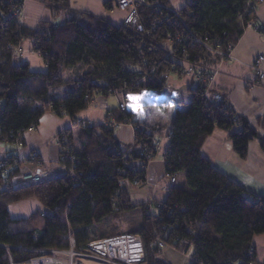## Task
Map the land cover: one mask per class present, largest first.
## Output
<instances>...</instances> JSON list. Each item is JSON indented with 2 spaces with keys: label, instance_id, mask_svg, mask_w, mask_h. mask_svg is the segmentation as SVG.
I'll return each mask as SVG.
<instances>
[{
  "label": "trees",
  "instance_id": "trees-1",
  "mask_svg": "<svg viewBox=\"0 0 264 264\" xmlns=\"http://www.w3.org/2000/svg\"><path fill=\"white\" fill-rule=\"evenodd\" d=\"M42 1L55 18L68 2ZM151 1L162 9L139 8V23L145 29L139 33L126 23L88 12L60 25L41 23L32 30L10 16L11 6L22 5L23 0H0V125L16 134L36 129L47 111L69 117L74 126L62 133L75 145L80 179L79 187L68 178H57L17 188L11 176L0 177V264H8L9 256L16 264H24L43 251L66 250L69 237L83 251L94 235L102 239L121 234L142 237L147 264H166L160 259L159 243L180 250L183 240L190 243L191 264L257 263L253 239L264 234V195L249 194L217 170L202 148L215 129L238 128L229 139L242 159L247 158L254 140L264 152V117L257 121L260 134L215 88L196 84L190 88L189 103L170 108L169 125L154 122L149 113L139 119L119 108L109 112L105 122L133 126V147L122 145L115 129L78 118L98 95H113L121 89L161 94L167 71L217 66L222 58L213 50L219 47L226 52L234 47L255 18L248 9L251 0H192L177 10L179 17L169 11L172 0ZM25 39L34 40L45 72H33L28 63L16 62L20 58L10 47H18ZM32 83L42 85L35 88ZM215 94L223 98L219 105L211 101ZM24 98L31 103L26 105ZM76 127L77 137L73 134ZM154 136L169 140L163 159L177 183L163 200L134 205L132 193L117 183L136 178L145 182L146 169L141 167L158 155V147L150 142ZM142 147L152 149L151 158L140 154ZM30 199L37 200L47 213L13 219L9 206ZM133 211L142 216L138 227L105 237L113 229V219Z\"/></svg>",
  "mask_w": 264,
  "mask_h": 264
},
{
  "label": "crops",
  "instance_id": "crops-1",
  "mask_svg": "<svg viewBox=\"0 0 264 264\" xmlns=\"http://www.w3.org/2000/svg\"><path fill=\"white\" fill-rule=\"evenodd\" d=\"M191 1L172 0V7L177 10L183 9ZM106 2L107 0H68L66 7L55 18L42 0H25L24 15L22 14L21 20L25 27L35 30L41 23L50 22L60 25L65 20L78 16L81 12H88L94 16L119 24L125 23L128 12L118 9L117 3L114 0H110L109 6H106ZM254 22L259 30L250 27L246 28L242 37L232 48L231 54L233 60L223 61L215 66L219 70L220 75L215 78L211 89L215 88L217 92L225 96L235 112L241 117L246 118L260 134H263L257 121L264 117V81H257L256 74L250 66L259 57H264V3L258 7ZM168 86L171 89L179 91L183 101L189 103L191 100L190 88L195 87L196 83L191 78L183 80L174 76L172 81H169ZM161 94L159 96L150 95L147 98H143L142 101L133 102L132 105L135 103L139 108L146 109L151 115L150 119L154 122L169 125L173 116L170 108L178 103L176 101H179L180 97L174 96L171 91ZM169 105L172 107H169ZM117 108L118 101L115 96L98 95L88 110L81 113L78 118L84 122L101 125L104 124L109 112ZM47 113L52 112L47 111L45 114ZM156 114L157 116H155ZM54 116L55 114L49 116L47 119L45 118V120L41 119L39 126L33 132L27 134L24 149L20 151L21 156H26L30 152L36 151L45 161L55 159L52 158L56 157L54 149L50 147V150H42L44 148L43 144L47 141L50 142L54 137L57 138L61 132L72 128L74 123L72 120V123L61 121L54 118ZM135 118L141 119V116H136ZM234 131H239V129L234 128L230 132L215 129L205 140L202 154L217 170L239 184L249 194L256 196L264 195V152L261 145L258 140L251 141L249 143L247 158L242 159L235 152L233 142L229 139L230 133ZM78 132L79 128H74L73 134L75 137H77ZM115 136L124 146L133 147L135 145L134 128L130 124H121L115 130ZM164 137L159 138V150L163 144L162 140ZM7 146H11L12 148L10 147V151H2L0 153L4 157L5 154L9 155L15 150L9 144L1 147ZM166 146L168 147L169 145L166 144ZM159 152L147 171L144 186L131 195L134 205L154 202L156 199L163 200L165 197V194L161 192V188L169 185V180L165 176L166 168L163 159L166 151L161 155ZM4 157H0V159ZM8 210L13 219H26L37 212H46L36 200L12 204ZM253 245L256 250L257 262L264 264V234L254 237ZM160 259L166 264H191L190 259L188 260L183 254L172 247L164 248Z\"/></svg>",
  "mask_w": 264,
  "mask_h": 264
},
{
  "label": "built area",
  "instance_id": "built-area-1",
  "mask_svg": "<svg viewBox=\"0 0 264 264\" xmlns=\"http://www.w3.org/2000/svg\"><path fill=\"white\" fill-rule=\"evenodd\" d=\"M117 4L118 9L122 11H127L128 16L125 23L134 28L137 32L143 33L145 31L144 26L139 23V8L148 7L152 9H162V6L151 0H114ZM23 0L22 5H12L10 8V16L19 18L21 20L23 9H24ZM264 3V0H251L248 3V9L250 13L254 16L258 7ZM173 8V7H172ZM169 8V11L176 14L179 17L177 9ZM248 27L259 30L256 27L255 22L252 21L248 24ZM154 29V28H153ZM197 41H200L199 39ZM233 47H229L228 51H221V48L214 49L213 52L219 55L223 61H232L233 56L231 54ZM11 50L15 52V55L18 57L23 56V50L20 46L10 47ZM250 68L255 72L257 81H264V57H259ZM170 74L178 77L179 79L191 78L195 81L197 85L202 86H211L217 76L220 75V72L217 68L213 67L210 69L202 67H192L186 66L184 69L172 71H167L164 75V80L167 81V85L162 89V93L171 91L174 96H179L180 100L176 101L177 105L184 103L182 95L179 91L171 89L168 86V81L170 79ZM104 86H108L107 82H102ZM113 96L116 97L118 101V108L125 114H134L140 116L144 113V108L142 113L133 110L132 105L133 101L129 99L130 96L134 94L130 93L127 89H121L114 91ZM144 98L149 97L157 93L142 90L139 92ZM147 94V95H145ZM175 99V98H174ZM211 101L216 105L222 103L223 98L219 94H215L211 97ZM0 114H1V103H0ZM92 124V123H90ZM106 127L117 129L120 125L115 121H107L104 123ZM35 129L30 128L26 131H21L16 134L12 132L5 131L0 125V145H12L14 151L7 155L6 158L0 161V177L11 176L12 181H14L15 186L27 187L42 184L50 179L57 178H68L70 182L76 186H80V179L77 175L76 169L78 161L75 158L72 150V143L68 136L63 135L61 138H58V146L60 150L59 159L55 164H45L38 161V153L32 154L27 160H23L19 151L20 147L24 145L25 138L27 134L33 132ZM158 137H151L150 142L156 145L159 150L160 142ZM68 144L67 149H65ZM152 149L150 147L140 148V154L142 156L148 155L149 158L152 156L150 153ZM152 162V161H151ZM147 167L142 166V169H148ZM166 168V167H165ZM13 174V175H12ZM166 178L169 180V185L162 187V192L167 194L170 192L171 188L177 183L176 176L170 175L166 169ZM118 186L123 189H130L131 187L141 188L143 180L141 178H136L133 181L129 179H121L118 181ZM114 201V199H113ZM47 212H45L46 214ZM160 248L164 249L167 247L164 243H159ZM184 247L183 254L185 256L190 254V243L188 241L180 242V250ZM77 243L74 237H69V248L66 250H50L43 251L39 256L33 257L27 263L24 264H147L145 257V248L143 239L139 235L133 234H121L109 238L103 239H94L90 241L83 251L77 250ZM191 256V255H190ZM255 251H249V257L254 258ZM190 260H192L190 258ZM8 264H16L12 257L9 256ZM250 264H255L253 261Z\"/></svg>",
  "mask_w": 264,
  "mask_h": 264
},
{
  "label": "rangeland",
  "instance_id": "rangeland-1",
  "mask_svg": "<svg viewBox=\"0 0 264 264\" xmlns=\"http://www.w3.org/2000/svg\"><path fill=\"white\" fill-rule=\"evenodd\" d=\"M23 15H24V9H23V13H22ZM59 20V19H58ZM21 22H22V20H21ZM21 48H22V50H23V56L20 58V59H16V62H23V63H28V64H30V68H31V71H33V72H45L47 69H46V65H45V63H44V60H43V58L41 57V55L38 53V52H36L35 50H34V40L33 39H25V40H23L22 41V43L19 45ZM170 80L172 81V78H174V75L173 74H170ZM188 78V77H187ZM184 79H186V78H184ZM183 79V80H184ZM169 80V81H170ZM169 81H168V84H169ZM42 85V83H32L31 84V87H35V88H39L40 86ZM136 95H138V96H141L139 93H137V94H134L133 96H136ZM154 95H156V96H159L160 94H154ZM162 95V94H161ZM24 100V103L26 104V105H28V104H30L31 103V99H26V98H24L23 99ZM88 110V109H87ZM87 110H85V111H87ZM85 111H83V112H81V113H84ZM50 112H52V111H50ZM147 111L146 112H144L143 114H140V116H141V118H144L145 117V115H147ZM54 115V114H53ZM52 115V113H47V114H45V116L42 118V120H45V118L47 119L49 116H53ZM81 115V114H80ZM159 115V114H158ZM139 116V117H140ZM150 118H151V115L149 114L148 115ZM155 116H157V114L155 115ZM54 118H56V119H59V120H61V121H69V122H71V119L69 118V117H65V118H58L56 115L54 116ZM72 123V122H71ZM79 123V122H78ZM91 123V122H90ZM63 135H66V136H68L66 133H60L58 136H57V138L56 137H54V139H52L50 142L49 141H47L45 144H43V147L44 148H42V150H50L49 148L51 147V148H53L54 149V151H55V154H56V157L54 156V157H52V158H55V159H52L51 161H45L42 157H41V155L38 153V152H36V151H32V152H30L28 155H26V156H22V158H23V160H27L32 154H34L35 152L36 153H38V161L40 160L41 162H43V163H45V164H48V165H51V164H55L56 163V161L59 159V156H61L60 155V150H59V146H58V138H61ZM167 138L166 137H164L163 138V140H162V146L160 147V150H158V151H160L159 153H160V155L161 154H163L165 151H166V149L168 148L167 146H166V144H168L169 145V140H166ZM25 141H26V138H25ZM24 145H25V143H24ZM24 145L23 146H21L20 147V149H19V151H17V153H20V151L22 150V149H24ZM1 146H3V145H0V153L2 152V151H10V147L11 146H7V147H1ZM6 146V145H5ZM67 147H68V144L66 145V147H65V149H67ZM12 148V147H11ZM75 150V145H73V151ZM3 154H0V157H4V156H2ZM6 154H5V157L4 158H6ZM4 158H2V159H4ZM2 159H0V161L2 160ZM54 160V161H53ZM155 159H153L152 160V162L154 161ZM152 162H150L149 163V167H150V165L152 164ZM149 167H148V169H149ZM148 169H146V176H147V171H148ZM145 176V177H146ZM146 179V178H145ZM181 179V183H182V185H183V182H184V178L183 177H181L180 178ZM13 182V184H14V181H12ZM145 182H146V180H145ZM145 182L143 181V184H142V186H141V188L144 186V184H145ZM17 188H24V187H20V186H16ZM141 188H135V187H131L130 189H128L129 190V192L130 193H133V192H136V191H138V190H140ZM162 189V188H161ZM161 192H162V190H161ZM163 193V192H162ZM163 194H165V193H163ZM30 200H35V199H30ZM27 201V200H26ZM37 201V200H36ZM23 202V201H22ZM38 202V201H37ZM146 204H150V203H146ZM142 205H144V204H142ZM45 210V209H44ZM141 221H142V216H141V214H140V212L139 211H133V212H131V213H129V214H125V215H122V216H119V217H116L115 219H113V221L111 222V224H113V229H111V230H109L110 232L109 233H107V235L105 236V237H107V236H110V235H116V234H119V233H123V232H128L131 228H133V227H138L139 225H140V223H141ZM94 237V239H97V237L94 235L93 236ZM96 237V238H95ZM103 239V238H102ZM169 247V246H168ZM183 249H184V247H183V245H182V249L181 250H178L181 254H183ZM184 255V254H183ZM185 256V255H184ZM188 260L191 258V256H190V254L189 255H187V256H185ZM192 259V258H191ZM253 261V260H252ZM257 261V260H256ZM255 263V262H254ZM258 263V262H257ZM257 263H255V264H257ZM258 264H260V263H258Z\"/></svg>",
  "mask_w": 264,
  "mask_h": 264
},
{
  "label": "snow or ice",
  "instance_id": "snow-or-ice-1",
  "mask_svg": "<svg viewBox=\"0 0 264 264\" xmlns=\"http://www.w3.org/2000/svg\"><path fill=\"white\" fill-rule=\"evenodd\" d=\"M145 95H147V94H145ZM143 98H144L143 96H130V97H129V99H130L131 101H133V102H139V101H142ZM130 106L133 107V110L138 111V113H142V109L139 108L137 104L134 103L133 105H130ZM169 107H172V106L169 105Z\"/></svg>",
  "mask_w": 264,
  "mask_h": 264
}]
</instances>
